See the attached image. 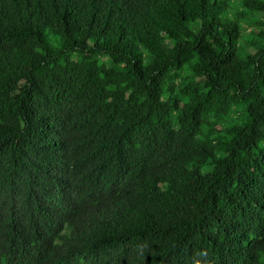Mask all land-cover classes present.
<instances>
[{"label":"trees","instance_id":"16d2710c","mask_svg":"<svg viewBox=\"0 0 264 264\" xmlns=\"http://www.w3.org/2000/svg\"><path fill=\"white\" fill-rule=\"evenodd\" d=\"M258 17L0 0V264H264Z\"/></svg>","mask_w":264,"mask_h":264},{"label":"rangeland","instance_id":"374dc122","mask_svg":"<svg viewBox=\"0 0 264 264\" xmlns=\"http://www.w3.org/2000/svg\"><path fill=\"white\" fill-rule=\"evenodd\" d=\"M258 20H260V21H264V20H261V18L260 17H258L257 18ZM262 30L264 31V27H262ZM249 30H247V29H244V33H247ZM242 45H244V43H242ZM245 46V45H244ZM247 51L248 52H253V50L251 49V48H247ZM240 116V112L239 111H231L230 112V116H229V118H231L232 119V121H234V120H236L238 117ZM225 124H227V122H223V125H225Z\"/></svg>","mask_w":264,"mask_h":264}]
</instances>
